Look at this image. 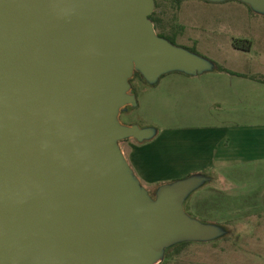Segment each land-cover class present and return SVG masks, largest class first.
I'll return each mask as SVG.
<instances>
[{
    "label": "water",
    "instance_id": "obj_1",
    "mask_svg": "<svg viewBox=\"0 0 264 264\" xmlns=\"http://www.w3.org/2000/svg\"><path fill=\"white\" fill-rule=\"evenodd\" d=\"M239 1L264 14V0ZM155 7L0 0V264H144L172 237H212L180 211L198 176L133 214L137 190L114 145L153 136L118 120L136 104L127 94L136 68L155 83L212 70L157 35Z\"/></svg>",
    "mask_w": 264,
    "mask_h": 264
},
{
    "label": "rangeland",
    "instance_id": "obj_2",
    "mask_svg": "<svg viewBox=\"0 0 264 264\" xmlns=\"http://www.w3.org/2000/svg\"><path fill=\"white\" fill-rule=\"evenodd\" d=\"M155 4L154 13L162 22L156 30L157 35L164 33L175 37L178 46L186 49L196 47L203 57L231 70L237 68L241 59L249 58L248 52L243 53L233 48V40L250 39L257 34H264V14L253 12L248 5L238 0H155ZM256 48L261 50L260 45ZM135 72L139 75H133L127 94L136 98V104L127 105L120 110L119 122L124 126L137 122L158 133L168 130L162 141L148 149L146 154L148 166L164 167L149 172L150 175H155L154 184L142 183L136 176L122 152L125 141L114 143L119 149L118 156L123 158L125 172L137 190L131 198L132 213L142 215L151 210L163 188L188 177L186 169H177L176 166H187L191 164L190 160L200 155L203 142L200 134H204L202 129L210 122V116L218 111L210 103L216 96L206 100L197 86V83H201V76L190 77L192 81H189L188 88L179 85L176 90L180 92V98L171 101L169 87L156 90L155 82L147 80L138 68ZM171 117L176 119L174 123L191 127L178 131L179 141L182 142L180 139L184 136L183 144L179 145V150L174 155L176 162L172 163L168 157L171 131L161 122L162 120L169 125ZM164 154L168 162L163 160ZM146 170L149 167L142 171ZM198 178L195 190L182 201L180 211L199 225L215 232L207 240L192 241L183 254L172 259L169 264H264V180L259 186L253 187L251 195H240L239 198L225 201L227 195L218 194L217 189L228 187L229 182L226 184L216 174L211 176L210 185L205 180L203 182L200 176ZM245 187L247 185L242 184L240 189ZM184 241L185 237L182 236L165 241L162 247L149 256L151 264H161L166 250Z\"/></svg>",
    "mask_w": 264,
    "mask_h": 264
},
{
    "label": "crops",
    "instance_id": "obj_3",
    "mask_svg": "<svg viewBox=\"0 0 264 264\" xmlns=\"http://www.w3.org/2000/svg\"><path fill=\"white\" fill-rule=\"evenodd\" d=\"M249 40L253 42V48L248 52L249 58L245 60L240 58L241 63H238L234 70L226 67L241 76L216 73L213 70L197 75L170 72L161 76L155 84L156 90L169 87V95L173 101L174 98H180V92L176 90L179 85L180 87L185 85L188 88L189 81H192L190 77L201 76L203 78L197 86L202 90L204 98L209 101L216 96L210 103L217 107L218 112L210 116V122L205 129H202L204 134H200L203 139L202 144L200 143V155L190 160L191 164L187 166L180 164L176 167L186 169L187 176L193 174L200 176L203 182L205 180V183L209 185L213 174L227 182L226 184L229 182L228 187L222 186L217 189L218 194L230 196L225 197V201L239 198L240 195H246V197L251 195L254 191L253 187L259 186L264 180V83L261 81L264 80V48H262L264 34H257ZM258 45L261 46V50H257ZM175 120L171 117L169 125L161 120L171 131L168 140L170 163L176 162L175 152L179 150V145L183 144L184 136H181L182 142L179 141L178 131L191 129L190 125L174 123ZM125 126L152 130L142 127L137 122L125 124ZM167 131L166 129L164 133ZM164 133L153 130V136L150 139L140 141L129 138L124 140L122 152L142 183H156L154 182L155 175H150L149 172L164 168L157 165L148 166L146 158L148 149L160 143L164 138ZM163 158L165 162H168L165 154ZM146 167H149V170L143 172L142 170ZM242 184H246L247 187L240 189Z\"/></svg>",
    "mask_w": 264,
    "mask_h": 264
},
{
    "label": "trees",
    "instance_id": "obj_4",
    "mask_svg": "<svg viewBox=\"0 0 264 264\" xmlns=\"http://www.w3.org/2000/svg\"><path fill=\"white\" fill-rule=\"evenodd\" d=\"M171 1L180 2L181 0H171ZM150 20L154 23L155 30H158V28H159V26H160V24L162 22L155 15V13L150 16ZM158 36L160 38L168 40L173 45H175L177 47H180V46H178L176 44L175 37H169V36L165 35L164 33H158ZM232 45H233V48L235 50L242 51V52H250L252 50V48H253V42L251 40H249V39H234ZM180 48H183V47H180ZM184 49H186V48H184ZM186 50H188L189 52H191V53L203 58L207 62H209L211 64V66H212V70L214 72H216V73H225V74H229V75H232V76H241L240 74L235 73V72L227 69L226 67H224L223 65H221V64H219L217 62L211 61L208 58L203 57L202 55H200L197 52L196 47H193V48H190V49H186ZM134 75H139V73L135 72ZM261 81L264 83V80H261ZM196 176L197 175H194V174L193 175H189L186 179L192 178V177H196ZM175 182H177V181H175ZM191 243H192V241L186 240V241H184V242H182V243H180L178 245H175V246H172V247L168 248L166 250V252L164 253V255H163V262L161 264H169V263H171L172 259L174 260L175 258L180 257L183 254V252L191 245Z\"/></svg>",
    "mask_w": 264,
    "mask_h": 264
},
{
    "label": "bare ground",
    "instance_id": "obj_5",
    "mask_svg": "<svg viewBox=\"0 0 264 264\" xmlns=\"http://www.w3.org/2000/svg\"><path fill=\"white\" fill-rule=\"evenodd\" d=\"M133 225H135L136 226V222H134V224ZM151 260H150V258H146L145 259V262H144V264H151V262H150Z\"/></svg>",
    "mask_w": 264,
    "mask_h": 264
}]
</instances>
